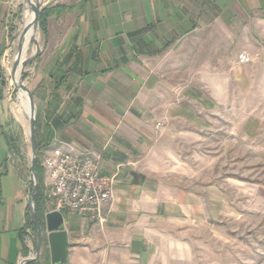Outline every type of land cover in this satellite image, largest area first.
I'll use <instances>...</instances> for the list:
<instances>
[{
	"label": "crops",
	"instance_id": "crops-1",
	"mask_svg": "<svg viewBox=\"0 0 264 264\" xmlns=\"http://www.w3.org/2000/svg\"><path fill=\"white\" fill-rule=\"evenodd\" d=\"M40 4L45 41L30 68L39 153L91 158L103 176L115 177L103 226L63 213L67 264H144L152 224L168 208L183 209L182 191L165 178L162 138L192 103L203 101L200 82L214 97L221 82L225 96L230 82L246 72L241 54L264 63V0ZM22 10L23 0H0V87L10 32ZM205 102L208 110L214 107ZM5 104L0 99V264H24L37 250V229L28 225L33 176L14 161L18 148ZM48 182L44 175L43 228L51 212ZM185 200L192 209L193 201ZM44 261L53 264L46 237L39 258L27 264Z\"/></svg>",
	"mask_w": 264,
	"mask_h": 264
},
{
	"label": "rangeland",
	"instance_id": "rangeland-1",
	"mask_svg": "<svg viewBox=\"0 0 264 264\" xmlns=\"http://www.w3.org/2000/svg\"><path fill=\"white\" fill-rule=\"evenodd\" d=\"M37 2L40 4V0ZM27 7L28 1L23 0L21 15L12 25L2 64L0 99L6 98L7 122L12 124L11 137L17 142L14 161L29 173L31 121L20 102L14 69L28 47L25 58H36L21 76L31 92L30 68L41 55L45 33L39 19L36 46L29 32L32 8L27 11ZM250 59L249 64H240L238 60L246 72L240 80L230 82L225 96L221 82L215 97L207 93L206 83L200 82L203 101L199 105L192 103L191 112L162 138L164 152L160 155L165 178L182 191L183 209L168 208L167 215L152 224V250L144 264H264V63ZM24 99L31 110L25 92ZM204 101L214 107L208 110L206 106L210 104ZM37 114L36 110V124ZM190 115L192 124L188 123ZM171 132L173 135H169ZM45 158L39 153L42 184L44 175L47 176L43 168ZM106 178L113 181L114 189L115 177ZM187 197L193 201L192 209L185 207Z\"/></svg>",
	"mask_w": 264,
	"mask_h": 264
},
{
	"label": "built area",
	"instance_id": "built-area-1",
	"mask_svg": "<svg viewBox=\"0 0 264 264\" xmlns=\"http://www.w3.org/2000/svg\"><path fill=\"white\" fill-rule=\"evenodd\" d=\"M239 62L249 64L251 59L243 53ZM43 168L49 180L45 199L51 212L75 214L99 225L107 222L104 207L113 198V181L101 174L93 159L64 153L46 157Z\"/></svg>",
	"mask_w": 264,
	"mask_h": 264
},
{
	"label": "water",
	"instance_id": "water-1",
	"mask_svg": "<svg viewBox=\"0 0 264 264\" xmlns=\"http://www.w3.org/2000/svg\"><path fill=\"white\" fill-rule=\"evenodd\" d=\"M28 4L31 5L34 13H35V26L37 27L38 21L41 16V7L38 4V0H27ZM27 29H24V35L27 33ZM21 38V41H22ZM20 51L22 53V44L20 42ZM36 58V55L30 59H25L23 61H17L15 66V75L18 70L22 71L30 65ZM18 88L20 91H23L28 94L31 103V114H30V140L32 144V164L30 171L33 176L34 187L30 197L29 210L32 217V220L37 228V250H36V258L32 260L25 261L24 264H27L30 261H35L39 258L40 252L43 246L44 238L46 237L47 242L49 244V249L51 252V258L53 264H67L68 262V235L65 231L64 224V215L60 212H50L45 215V228L42 227L40 220L35 211V199L39 191V179L35 172V167L38 161V153H37V136H36V105L34 102V98L30 90L23 84V78L20 76Z\"/></svg>",
	"mask_w": 264,
	"mask_h": 264
},
{
	"label": "trees",
	"instance_id": "trees-1",
	"mask_svg": "<svg viewBox=\"0 0 264 264\" xmlns=\"http://www.w3.org/2000/svg\"><path fill=\"white\" fill-rule=\"evenodd\" d=\"M41 20H43V19H41ZM40 23H42L41 24L42 25V29H43V31L45 33V29L43 27V22L40 21ZM37 150H38V155H39V144H37ZM39 167H40V163H39V160H38V163H37V165L35 167V172H36L37 176H39V178H40V187H39V191H38V194L36 196V199H35V211H36V214H37V216H38V218H39V220L41 222L40 208L42 206V200L44 199V193H43V184H42V175H41L42 171L40 170ZM32 188H33V182H32ZM29 219L30 220H29V224L28 225L34 231H36V226H35L32 218L30 217ZM33 264H35V263H33Z\"/></svg>",
	"mask_w": 264,
	"mask_h": 264
},
{
	"label": "bare ground",
	"instance_id": "bare-ground-1",
	"mask_svg": "<svg viewBox=\"0 0 264 264\" xmlns=\"http://www.w3.org/2000/svg\"><path fill=\"white\" fill-rule=\"evenodd\" d=\"M31 11H32L33 17H32V20H31V25L29 27V32H30V35H31V38H32L33 42L37 46L38 45V38L36 37V32H35L36 31V26H35V23H34L35 22V13H34L33 9H31ZM25 36H26V34H25ZM26 48L28 49V47H26ZM27 49H25L23 51V58H22L23 60L26 59L25 57H26V52L28 51ZM37 50H38V48H37ZM20 76H21V71L18 70V72L16 73V76H15L16 86H18V84H19ZM20 102H21V105L24 108V111L28 114V116L30 118L31 110L26 105V102H25V99H24V92L23 91H21V94H20Z\"/></svg>",
	"mask_w": 264,
	"mask_h": 264
}]
</instances>
